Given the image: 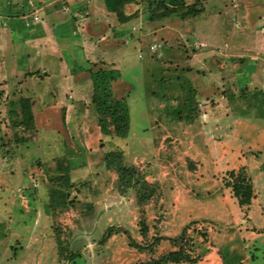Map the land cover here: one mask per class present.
Wrapping results in <instances>:
<instances>
[{
    "label": "rangeland",
    "instance_id": "1",
    "mask_svg": "<svg viewBox=\"0 0 264 264\" xmlns=\"http://www.w3.org/2000/svg\"><path fill=\"white\" fill-rule=\"evenodd\" d=\"M105 2L0 0V264H264V0Z\"/></svg>",
    "mask_w": 264,
    "mask_h": 264
},
{
    "label": "trees",
    "instance_id": "2",
    "mask_svg": "<svg viewBox=\"0 0 264 264\" xmlns=\"http://www.w3.org/2000/svg\"><path fill=\"white\" fill-rule=\"evenodd\" d=\"M108 1H110L111 4H109V10H113V4L116 2V0H106L105 3H107ZM183 2V0H166V2H164L162 4V8H161V12L154 13L152 12L151 15L149 16L150 19H155V18H167L170 15H172V13L175 12L174 9H176L179 5H181ZM158 4V2H157ZM191 12V11H189ZM193 14L191 15H196V12H192ZM117 14V13H116ZM111 81L115 80L114 78H110ZM99 98V97H98ZM95 103H97V99L94 98ZM118 102H115V109L118 107L119 109H125L123 107V105L119 106ZM22 107L24 109V113L25 115H27L29 118H31L32 120V114L29 108V103L28 101H24L22 102ZM122 111V112H121ZM120 112L118 110L114 111V114L112 115V125H113V132L114 134H116L117 136H122L126 130V122H127V116L125 114V112L123 110H121ZM101 130L104 131L103 133L108 134V131L106 130V123L101 121ZM108 157L111 158V161H119V154L116 152H110L108 154ZM108 164L110 165V161L108 160ZM264 165V164H263ZM118 171L120 174V177L124 180L123 181V186L125 188H129V187H133L132 183H131V173L132 171L128 168H124L123 166H121V164H119L118 166ZM233 175V173H232ZM234 182H232L231 184V190L233 193V196L237 199V202L239 205L243 206V205H247L250 202V199L252 198V187L250 184V181L245 180L243 177H241L240 175H237L234 177ZM149 199V194L147 193V195H141L140 198L138 199V203H143L144 201ZM141 227H140V231L142 233V235L146 234V227L145 225L141 222L140 223ZM140 250L142 251V247H139ZM187 262H194V260H192V258H189V256H184L181 253V249L180 250H176V251H170L165 255H162L159 259H153L150 262L144 263V264H169V263H176V264H181V263H187ZM143 264V263H142Z\"/></svg>",
    "mask_w": 264,
    "mask_h": 264
},
{
    "label": "crops",
    "instance_id": "3",
    "mask_svg": "<svg viewBox=\"0 0 264 264\" xmlns=\"http://www.w3.org/2000/svg\"><path fill=\"white\" fill-rule=\"evenodd\" d=\"M98 1H100V0H98ZM49 5V3L48 4H46V6H48ZM45 14H46V20H44V22L43 23H45V30H43V32H45L46 34H49L50 32H49V30H48V28H47V24H49V25H51L50 24V21L48 20V17H50V15L52 14L51 13V10H46V12H45ZM83 15H84V13H82ZM72 15V14H71ZM70 15V17L72 18V21L71 20H67L69 23H73V25L74 26H76L77 27V30H76V34L77 33H81V32H85L86 30H89V27L91 26H94L96 23H99V22H101V21H98V22H94L95 20L97 21V19H91V18H87L88 20H84V18H83V15H81L80 13H77V15H73V16H71ZM57 16V15H56ZM58 18H59V16H57ZM83 18V19H82ZM46 21V22H45ZM63 25H65V27L66 28H68V23H66V21L63 23ZM85 25H86V27H85ZM52 26V25H51ZM43 32L39 29V32H37V34L36 35H32V37L30 36L29 38H31V39H27V38H23V40L26 42V41H31V40H33V42H36L37 40H35V38L36 37H38L39 35H44L43 34ZM45 34V36H47ZM119 35V34H118ZM42 36H39V38H42ZM114 37H116V35H114ZM44 38V37H43ZM60 38H62V39H64L65 37L64 36H62V37H60ZM67 38V37H66ZM90 38V37H89ZM25 39H27V40H25ZM88 40V38L86 37L84 40H82V43H81V46H83V47H86L87 45H89L88 47H90L89 49L86 47V49L89 51V52H91L92 51V49H97L98 51H99V53H100V51L101 50H107L106 48H108L107 46H104L105 44H100V43H98V45L97 44H95L91 39H89L90 41H88V42H90V43H87V45L85 46V42ZM102 42H103V39H102ZM115 42H117V41H115ZM56 43V42H55ZM104 43V42H103ZM68 45V44H67ZM54 46L55 45H52L50 48H52V49H54ZM44 48H46V47H44ZM42 49L43 48H38L37 49V51L36 52H38V50L39 51H42ZM51 49V50H52ZM44 51V50H43ZM106 52V51H105ZM54 61V60H53ZM95 61H97V60H95ZM63 62V59L59 62L60 64ZM59 63H53V64H55L56 65V67L59 69V67H60V64ZM84 63H85V65H89V64H91V61L89 60L88 62L86 61V59H84ZM48 66V65H47ZM50 66H53V65H51L50 64ZM82 69H84L83 67H82ZM84 72H85V70H83ZM81 73H82V71H81ZM54 74V73H53ZM74 74H76V73H74ZM73 74V75H74ZM72 75V76H73ZM75 80L77 81V80H79V78L77 79V78H75ZM64 81L63 80H60V82H59V85H60V87H61V89H65V91L66 92H73L74 91V88L72 87V85L70 84L69 85V83L68 84H64L63 83ZM78 82V81H77ZM77 91H80L81 92V89L78 87V90Z\"/></svg>",
    "mask_w": 264,
    "mask_h": 264
},
{
    "label": "built area",
    "instance_id": "4",
    "mask_svg": "<svg viewBox=\"0 0 264 264\" xmlns=\"http://www.w3.org/2000/svg\"><path fill=\"white\" fill-rule=\"evenodd\" d=\"M33 20H34V21H37V16L34 15V16H33Z\"/></svg>",
    "mask_w": 264,
    "mask_h": 264
}]
</instances>
